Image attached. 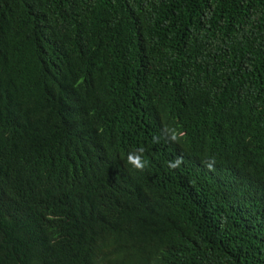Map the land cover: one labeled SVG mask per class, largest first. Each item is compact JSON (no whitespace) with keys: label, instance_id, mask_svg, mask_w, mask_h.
<instances>
[{"label":"trees","instance_id":"16d2710c","mask_svg":"<svg viewBox=\"0 0 264 264\" xmlns=\"http://www.w3.org/2000/svg\"><path fill=\"white\" fill-rule=\"evenodd\" d=\"M0 264H264V0H0Z\"/></svg>","mask_w":264,"mask_h":264},{"label":"clouds","instance_id":"9594fccd","mask_svg":"<svg viewBox=\"0 0 264 264\" xmlns=\"http://www.w3.org/2000/svg\"><path fill=\"white\" fill-rule=\"evenodd\" d=\"M101 134L104 135V136H108L111 134V132H109L107 130V127L105 125L102 126V129H101ZM112 135V134H111ZM113 137V136H112ZM171 139L173 141L176 140V136H172ZM104 139H101L99 141V147L102 146V141ZM103 147V146H102ZM145 149L144 148H139L137 149L135 152H130L128 155H127V163L130 164L134 169L136 170H139V171H143L144 168L146 167L147 165V161L144 160L143 158V153H144ZM183 162V157L182 156H177L176 159L174 161H170L169 162V167H172V168H176L178 167L181 163ZM214 164H215V160L214 158H210L209 161L206 162V167H208L210 170L214 167Z\"/></svg>","mask_w":264,"mask_h":264}]
</instances>
